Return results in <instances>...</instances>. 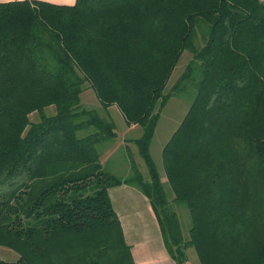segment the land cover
I'll list each match as a JSON object with an SVG mask.
<instances>
[{"label": "trees", "instance_id": "trees-1", "mask_svg": "<svg viewBox=\"0 0 264 264\" xmlns=\"http://www.w3.org/2000/svg\"><path fill=\"white\" fill-rule=\"evenodd\" d=\"M85 83L142 126L133 142L147 178L134 161L127 177L103 169L117 132L81 106ZM188 86L162 149L172 200L191 217L184 240L148 146L165 102ZM122 184L147 197L164 264H185L188 247L200 264H264L262 0L0 1V246L18 255L0 264H140L108 193Z\"/></svg>", "mask_w": 264, "mask_h": 264}, {"label": "rangeland", "instance_id": "rangeland-1", "mask_svg": "<svg viewBox=\"0 0 264 264\" xmlns=\"http://www.w3.org/2000/svg\"><path fill=\"white\" fill-rule=\"evenodd\" d=\"M262 1L264 2V0ZM190 56L191 54L190 52H188V50H185L182 53L166 85L165 92L169 91V89L175 83L178 76L183 72ZM192 89H193L192 87L188 86L184 90L181 89L178 90L177 92H174L171 95V97L167 99L164 106L160 110L157 124L153 133V137L148 146L149 154L155 164L157 172L160 175V179L163 183L164 190L166 193H169V201H171L169 202V205L178 214V219L184 240H187L189 238L188 230L191 225V217L189 210L184 203H178L177 201L172 200L173 194L167 182V177L162 165V149L166 141L170 138L171 134L177 128V126L180 124L181 120L183 119L184 115L186 114L190 102L192 101L194 95V90ZM80 102H81V106H83L85 109L95 110L99 115L104 116L107 119H110L115 124L117 137L113 141L106 143L105 149L104 150L102 149L103 151L100 154V162L103 169L114 174L117 177H125V176L127 177L130 173V162L134 161L138 165L144 177L147 178V173H148L147 167L143 159L141 158L140 154L138 153L137 145L133 142V140L141 136L143 132L142 126L138 123L127 124L123 115L115 105H110L107 107L103 106L99 101V99L97 98L96 94L94 93L93 89L90 88L87 83L84 84L83 90L80 94ZM52 112H53L52 107L46 110V113H52ZM29 118L31 121H37L38 114L33 112L29 115ZM110 143L112 144L110 145ZM114 144L115 145L117 144V146L111 148L113 147ZM142 195L145 197L146 203L144 202L142 203L141 197L139 195L133 196L134 198L123 197L122 203H120L121 200L120 196L117 197L118 201L113 196L114 199L113 207L118 211H120V208L122 207L133 208V206L141 207L147 203L149 204L147 197L143 193ZM136 197L139 198V201L136 199ZM126 201H128V203H125ZM146 214L147 213L145 211H142L140 215H143L141 217H145ZM129 216L131 217V214ZM146 217L149 220L150 218L149 214H147ZM145 223L146 224L143 231L147 233L146 235L148 237V241L154 243L156 246H158L157 244H159L160 242H162L163 244L156 218L154 217V221L152 224H148L149 222H145ZM185 254L187 257V261L185 262V264H200L193 247L186 248ZM17 258L18 255L15 251L5 246H0V259L7 261H15Z\"/></svg>", "mask_w": 264, "mask_h": 264}, {"label": "crops", "instance_id": "crops-1", "mask_svg": "<svg viewBox=\"0 0 264 264\" xmlns=\"http://www.w3.org/2000/svg\"><path fill=\"white\" fill-rule=\"evenodd\" d=\"M0 1H12V0H0ZM55 4H65V5H72L74 4L75 0H43ZM112 143H110L111 145ZM117 144L113 145L114 148ZM110 199L112 201V204L114 206V199L118 201V196H120L121 200L120 203H122L123 197H133V196H140L142 203L145 202V197L142 195V192L138 190L137 188L129 185H121L116 187H111L108 190ZM134 198V197H133ZM136 199L139 201V198L136 197ZM125 203H128L126 201ZM119 220L121 222L122 231L125 237V241L130 247L131 254L133 257V260L136 263L140 264H164V263H172V258L168 255L166 252L162 242L157 244L156 246L154 243L148 241L147 233H145V222H149L148 224H152L154 221V213L150 205L147 203L144 206L138 207L133 206V208H120V211L115 209ZM142 211H145L147 214H149V220L146 217H141L143 215H140ZM131 214V217L129 216ZM144 223V224H142ZM159 227V226H158ZM160 231V230H159ZM134 232V233H133ZM137 234V235H136ZM161 235V233H160ZM162 238V237H161ZM156 243V241H155Z\"/></svg>", "mask_w": 264, "mask_h": 264}]
</instances>
